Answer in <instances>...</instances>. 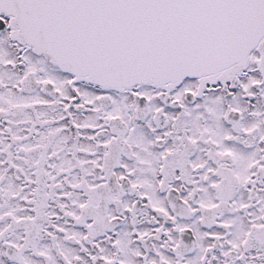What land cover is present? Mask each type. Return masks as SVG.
Instances as JSON below:
<instances>
[{
  "label": "snow or ice",
  "instance_id": "1",
  "mask_svg": "<svg viewBox=\"0 0 264 264\" xmlns=\"http://www.w3.org/2000/svg\"><path fill=\"white\" fill-rule=\"evenodd\" d=\"M0 264H264V0H0Z\"/></svg>",
  "mask_w": 264,
  "mask_h": 264
}]
</instances>
